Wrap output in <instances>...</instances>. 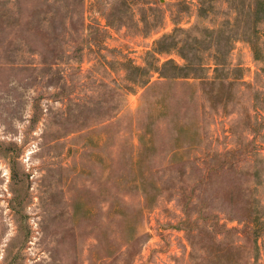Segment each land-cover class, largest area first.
<instances>
[{
	"label": "rangeland",
	"instance_id": "rangeland-1",
	"mask_svg": "<svg viewBox=\"0 0 264 264\" xmlns=\"http://www.w3.org/2000/svg\"><path fill=\"white\" fill-rule=\"evenodd\" d=\"M257 8L0 0V264H264Z\"/></svg>",
	"mask_w": 264,
	"mask_h": 264
},
{
	"label": "trees",
	"instance_id": "trees-1",
	"mask_svg": "<svg viewBox=\"0 0 264 264\" xmlns=\"http://www.w3.org/2000/svg\"><path fill=\"white\" fill-rule=\"evenodd\" d=\"M256 3H257V7L259 6V8L256 9L255 14L259 16L262 13V17L259 16L256 20V24H259L264 19V0H256ZM243 21L245 20L243 19ZM239 36L240 38H244L247 35H245V33L242 32V34H240ZM170 38H172V36L169 35V36L163 37L162 39L158 41V45H160V48H158L159 53H162L165 50V48H167L164 43L168 41ZM247 38L249 39V41L251 42V45L253 46L255 55L258 57L259 56L258 51H260V48H258V46H260V41L258 40L259 32H258L257 25L254 26V29L252 28V31L248 35ZM172 47H173L172 45H168V48H172ZM176 68H179V67L176 66ZM215 262L216 264H221V257Z\"/></svg>",
	"mask_w": 264,
	"mask_h": 264
}]
</instances>
